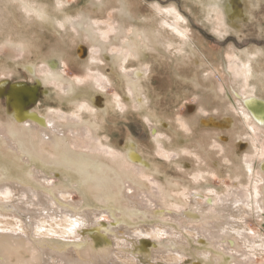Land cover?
<instances>
[{
	"label": "rangeland",
	"instance_id": "obj_1",
	"mask_svg": "<svg viewBox=\"0 0 264 264\" xmlns=\"http://www.w3.org/2000/svg\"><path fill=\"white\" fill-rule=\"evenodd\" d=\"M81 15L91 21V34L73 24ZM247 52L253 63L247 89L264 99V0H0V82L37 83L29 110L50 113L57 123L80 121L66 142L78 159L86 157L81 163L106 172L104 187L88 186L79 171L25 155L27 185L50 198L61 188L59 195L68 194L77 206L81 200L82 206L68 216L66 229L43 225L45 214H52L50 221L66 215L59 207L53 213L49 199L47 207L17 201L18 214L13 210L1 218L11 221L16 233L63 246L105 241L104 228L117 226L116 217L124 215L119 223L127 228L107 233L114 239V262L128 256L137 264H264L261 248L232 259L220 234L214 237L212 219L185 215L193 191L204 195L202 205L215 214L209 198L219 206L230 191L252 186L246 164L256 158L254 136L226 93V88L242 92V70L234 74L230 66ZM134 70L143 73L135 90L128 82ZM69 80L72 96L65 90ZM9 111L0 95V130L11 124ZM130 140L145 164L126 161ZM43 148L53 157L68 156L62 148ZM40 173L47 180H40ZM121 173L133 183L123 184ZM259 215L243 222L251 235H264V210ZM141 229L148 235L137 239ZM162 253L177 259L166 263L158 259ZM31 258L24 252L21 261Z\"/></svg>",
	"mask_w": 264,
	"mask_h": 264
},
{
	"label": "bare ground",
	"instance_id": "obj_2",
	"mask_svg": "<svg viewBox=\"0 0 264 264\" xmlns=\"http://www.w3.org/2000/svg\"><path fill=\"white\" fill-rule=\"evenodd\" d=\"M29 10L34 12L33 9ZM42 13L44 15L43 17L48 20L49 18L47 14L44 11H42ZM73 24L80 31L83 30L87 33H92L91 28L93 25L91 21L88 18H84L82 15L78 17L77 20H74ZM7 45L13 49L19 50L21 48L20 45H14L12 43H8ZM243 55V57H241L243 59L242 62L234 60L235 63L230 66V69L234 74L239 70H242L244 88L241 93L237 91L235 92L234 89H232L231 92L230 88H226V93L227 97L231 100V103L234 104L233 108L249 120L248 127L254 136V145L257 148L255 155L256 158L253 162L246 164V168L253 175L252 186L248 190L230 191L231 193L228 196H222L220 198L218 201L219 206H215V202L209 198L208 204L211 207L217 208L215 209L217 210V213L215 214L209 212L208 206L202 205L205 200L204 195L199 191H193L188 197L190 208L185 214L189 220H199L203 218L212 219V226L216 230L214 237L216 238L220 234V238L223 240L225 248L233 253L229 254L231 258L236 261H240V257H244L248 253L251 254L259 248H261L264 252V235L261 233L255 235L249 234V229L246 225L247 223H243L245 218L255 217L258 219V216H260L259 212L264 210V99L257 97L253 91H249L247 89L249 75L251 76L252 74L253 63L251 57L248 55V52ZM28 70L29 72L35 74L36 70L33 66H29ZM49 72L51 74L54 73V71ZM142 74L141 70H134L128 78V82L134 90L137 88ZM35 90L36 89H30L26 86H16L10 88L8 83L0 85V95H4L5 97V95L8 94L11 95L12 99V101L8 103L12 119L11 124L6 125L3 130H0V141H2L0 142V145L2 143L7 144L6 148H2L0 146V161L2 160L3 162L0 164V264H137L128 256H126V258L124 256L121 261L116 262H114L111 257L113 254L112 243L114 239L112 240V238H110L112 236H107V233L111 231L114 232L119 228H127L119 223L123 222L122 219H126V216L124 215H119L120 218L116 217L115 223H118L117 226L114 227L109 225L104 228L103 231L105 234L103 236L105 237V241L92 238L87 239L86 243L75 242L73 244H63V246L54 242L50 238L42 240L33 239L32 236V238H30L29 234L25 231H22V233L20 231L16 233L11 221L1 218V216L7 215L5 214L6 212H13V210L16 214H18L17 204L14 205L17 201L40 202L47 207L46 205H48V202L45 199H49L53 204L48 206H50L52 212L54 211L53 213H55L54 209L59 207L58 210L62 209V211L66 212V215L64 213L58 220L51 219L52 221H50L49 217H51L52 214H45L43 219H41L43 225L49 224L50 227L53 225L58 226L57 228L59 229L60 227H62L61 229H66L67 223L69 224L70 222L68 221V216L72 218L74 214H78L79 211L76 207L82 206L81 200L78 202L79 204L77 206V204L74 205L73 203H69L70 200L68 199V194L62 193L59 195L58 191L60 192L62 190L61 188H57V192L53 193L50 198L49 196L44 195L41 191L31 187V184V186L27 185L26 182L28 183V181H25L27 173L24 167L25 164L29 163V158L27 157H31L32 159L38 160L46 165H63L68 167L70 170L79 171L80 174L83 175V178L87 181L88 186L90 185L102 188L104 187L106 181V177L104 178L106 174L104 168L100 167L96 169L93 167L95 164L92 162H87L85 164L81 163L80 161L86 157L84 156L83 159H78V156L75 155V153L78 152L71 149L68 142H66L69 135L74 133V129L81 126L80 121L69 120L68 123H57L52 119V114L46 113L45 115H40L33 109L32 111H30L31 109L29 110V108L27 110V105L19 102L20 99L25 100L22 97H26V103L33 101L36 95ZM65 90L71 96L75 94V86L71 80L68 81ZM18 93L20 98L18 97L17 99L15 95ZM136 95H138L141 102H143V97L138 93ZM238 104H240V106H238ZM228 120L229 122L232 121L231 118H228ZM202 122L205 124H211L214 123V120L204 119ZM44 144H47L51 148L55 149L62 148L67 152L68 156L53 157L50 153L45 151L43 148ZM128 144L129 147L126 150L125 155L126 161L134 166L145 164L146 161L142 157L143 154H140L135 149V144H133L131 140ZM22 154L23 157L20 156ZM121 174L120 178L123 181V184H125L126 180L133 183L123 173ZM40 175L41 176L38 177L40 180H47L42 173H40ZM8 194L9 196L7 197L1 196ZM125 199L128 200L127 197H125ZM161 199L162 198L160 196L157 200L161 202ZM200 199H202V202ZM130 201L135 202L134 204H131L132 207H138V202L132 200L131 198ZM67 202L69 204H66ZM88 213L89 210H86L84 214ZM113 216H116L114 212ZM2 223L5 224L1 225ZM14 225L20 227L18 224ZM70 225L73 224L71 223ZM16 230L18 231V229ZM145 231L146 230L144 229L138 230L137 232L139 235L137 239L148 235ZM98 233L100 234L101 232L99 231ZM194 234L199 235L200 232L195 231ZM200 236L208 237L207 235ZM203 240H205V238ZM24 252H31L32 255V258L27 262L25 260L21 261L22 254ZM170 256L174 259L170 260V258H168V253H162L158 259L165 261L166 263L175 262L177 258L171 254ZM13 257L16 261H13Z\"/></svg>",
	"mask_w": 264,
	"mask_h": 264
},
{
	"label": "water",
	"instance_id": "obj_3",
	"mask_svg": "<svg viewBox=\"0 0 264 264\" xmlns=\"http://www.w3.org/2000/svg\"><path fill=\"white\" fill-rule=\"evenodd\" d=\"M4 83H8L7 81H2V82H0V85H2V84H4ZM8 86L10 87V88H12V87H16V86H26V87H28V88H30V89H36L37 90V93L39 92V85L37 84V83H35V84H31V85H27L26 83H22V82H17V83H8ZM35 90V91H36ZM38 95V94H37ZM37 95L34 97L35 99L37 98ZM16 96V98L18 99V97L20 98V95H19V93L18 94H16L15 95ZM22 98H24L25 100H22V99H20V101L19 102H21L22 104H26L27 106H26V108H27V110H28V108L30 107V105L32 104V103H34V101H35V99L33 100V101H30V103H26V97H22ZM5 100H6V103H7V106H8V103H10V101H12V99H11V95H5ZM11 105H12V103H11Z\"/></svg>",
	"mask_w": 264,
	"mask_h": 264
}]
</instances>
